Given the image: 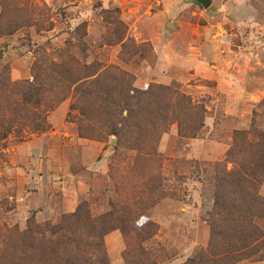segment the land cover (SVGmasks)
Here are the masks:
<instances>
[{
    "label": "rangeland",
    "instance_id": "rangeland-1",
    "mask_svg": "<svg viewBox=\"0 0 264 264\" xmlns=\"http://www.w3.org/2000/svg\"><path fill=\"white\" fill-rule=\"evenodd\" d=\"M53 64L78 78L98 66L88 80L118 69L137 88L168 87L207 106L198 138L175 126L163 136L165 187L146 214L159 230L144 244L157 264L185 263L208 244L214 165L232 168L237 132L264 131V0H213L208 9L192 0H0V239L34 216L57 222L87 204L99 217L118 202L115 138H82L72 98L44 113L42 133L34 106L19 104L39 66ZM102 242L108 264H127L124 254L139 247L120 231Z\"/></svg>",
    "mask_w": 264,
    "mask_h": 264
},
{
    "label": "trees",
    "instance_id": "trees-1",
    "mask_svg": "<svg viewBox=\"0 0 264 264\" xmlns=\"http://www.w3.org/2000/svg\"><path fill=\"white\" fill-rule=\"evenodd\" d=\"M61 70L57 64L40 65L19 104L34 106V133H42L48 130L44 113L72 98L70 116L78 111L82 138L102 143L115 138L116 163L109 176L118 202L99 217L83 204L57 222H38L34 216L25 230L7 227L0 239V264H108L102 240L116 231L139 244L132 256L124 254L127 264H157L144 244L159 231L146 214L154 207L155 194L165 187L161 141L174 126L179 136L198 138L207 106L168 87L137 88L132 77L118 69L95 80L88 77L96 75L98 66L82 78ZM235 136L226 157L232 168L214 165L208 244L183 264H264V131Z\"/></svg>",
    "mask_w": 264,
    "mask_h": 264
},
{
    "label": "water",
    "instance_id": "water-1",
    "mask_svg": "<svg viewBox=\"0 0 264 264\" xmlns=\"http://www.w3.org/2000/svg\"><path fill=\"white\" fill-rule=\"evenodd\" d=\"M193 2L198 3L204 9H208L212 6L213 0H192Z\"/></svg>",
    "mask_w": 264,
    "mask_h": 264
}]
</instances>
